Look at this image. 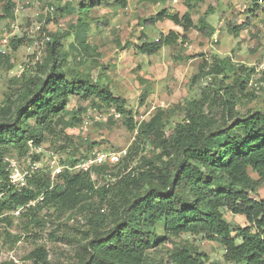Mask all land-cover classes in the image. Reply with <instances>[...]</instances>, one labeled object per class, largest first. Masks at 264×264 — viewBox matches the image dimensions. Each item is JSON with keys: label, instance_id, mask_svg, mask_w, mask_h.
I'll use <instances>...</instances> for the list:
<instances>
[{"label": "trees", "instance_id": "1", "mask_svg": "<svg viewBox=\"0 0 264 264\" xmlns=\"http://www.w3.org/2000/svg\"><path fill=\"white\" fill-rule=\"evenodd\" d=\"M170 1L139 0L163 6ZM258 1L254 0L253 12H264ZM184 2L191 10L203 0ZM44 5L54 8L53 12H48L49 16L56 12L49 2ZM112 6L126 8L127 2L70 0L65 3L62 10L68 14L79 12L83 18L78 20L74 30L47 40L49 63L41 66L36 75L23 78L22 93L12 95L0 106V216L20 209L32 213L47 208L65 214L88 207L94 213L88 221L90 228L82 245L83 253L77 255V264H152L147 261L149 251L184 234L200 235L207 242L219 243L224 250L223 259L209 262L206 253L184 245L167 251L170 264H264V197L259 196L264 188V111L236 112L241 98L260 96L249 87L253 68L242 65L235 71L231 62L219 59L208 73H203L202 65L192 82L197 83L209 75L216 78V82L205 88L200 98L186 102L183 119L170 136L164 130L169 117L163 109L149 121L138 124L108 86L90 75L64 69L69 58L64 51L65 40L74 37L79 59L92 58L96 48L88 44L91 26L86 19L92 11ZM16 8L15 0H0V22L13 19ZM190 10L182 15L171 14L166 7L140 23L148 28L169 21L185 33L197 28L201 35L211 38L214 29L205 17L199 19V26L195 25ZM49 16L46 24L51 23ZM107 25L97 23V27ZM249 25L250 19L238 26L228 23L227 30L239 37ZM184 38L183 33L171 30L156 41L143 39L136 49L140 54L152 56ZM26 43L25 37L11 39L13 50ZM9 61L8 56L0 53V64ZM230 73L234 76H229ZM232 78L230 84L225 83ZM74 95L98 98L104 107L114 108L125 116L128 131H137L123 162L144 153L141 145L152 144L154 155L143 156L140 167L124 175L114 188L95 186L92 172H100L105 165H95L85 173L71 171L95 151L71 160L70 166L55 179L43 172H32L26 177V186L15 187L10 182L9 161H6L10 147H16L22 157L29 144L39 147L45 142L43 127L52 125L53 120L69 127L63 112ZM95 197L109 204L108 215L94 207ZM228 212L244 216L246 224L228 222L225 217ZM105 216L113 220L111 227L105 226ZM158 230L163 234L158 235ZM27 258L32 264H49L44 247L35 249Z\"/></svg>", "mask_w": 264, "mask_h": 264}, {"label": "rangeland", "instance_id": "2", "mask_svg": "<svg viewBox=\"0 0 264 264\" xmlns=\"http://www.w3.org/2000/svg\"><path fill=\"white\" fill-rule=\"evenodd\" d=\"M15 1L19 12L15 13L13 19L0 22V49H5V56L10 59L9 63L0 64V106L12 95L22 93L23 78L36 75L41 66L49 63L47 40L53 35L74 30L72 28L83 18L79 12L68 14L62 10L70 0ZM45 2L55 7L53 15H48ZM126 2V8L112 6L94 10L90 18L86 19L91 26L87 35L88 44L96 48L92 58L79 59L80 56H76L74 37L65 40L64 51L69 58L64 69L90 75L108 86L121 99L124 109L133 114L138 124L149 121L159 109L167 111L169 119L166 118L164 128L167 136L183 119L186 102L200 98L203 90L216 82V78L210 75L197 83L192 82L193 77L202 70V65L203 73H208L216 60L221 59L231 62L236 71L242 65L250 67L259 63L264 56V12H253L254 0H203L194 4L191 10L185 6L184 0H171L164 6L144 4L139 0ZM258 3L264 7L263 0ZM166 7L171 14L178 12L182 15L190 10L195 25L205 17L215 34L206 38L197 28L185 33L169 21L148 28L141 25L142 19ZM48 16L50 24H46ZM247 19H250V25L239 37L228 32V23L238 26ZM103 22L108 25L97 27V23ZM171 30L183 33L185 38L174 45L165 46L152 56L137 51L136 45L141 44L143 39L156 41ZM14 37H25L27 43L13 50L11 39ZM4 39L10 43L5 48ZM229 76L233 77L234 74L230 73ZM232 81L233 78L227 79L225 83L230 84ZM103 105L98 98L71 96L63 112L70 126L64 127L56 119L53 120L52 125L43 127L46 140L41 146L29 144L26 155L22 157L16 147H10L7 155L9 161L21 172H43L50 179H55L70 166L71 160L80 159L90 151L128 153L135 142L137 131H128L125 116ZM257 109L264 111V93L258 98H241L236 106V112L240 114ZM86 121H89L87 126ZM141 146L145 149L144 153L133 160L125 163V155H122L120 164H106L100 172H92L96 188L117 187L124 175L140 167L143 156L151 158L154 155L152 144ZM77 165L71 171L85 173ZM259 193V196L264 197V188ZM111 198L109 195L108 200ZM93 202L96 209H103L102 214L108 215L111 209L108 203H101L98 197ZM31 205L34 206L35 202ZM93 213L86 207L65 214L45 208L32 213L20 209L1 215L0 264H32V260L27 257L39 247L47 251L49 264H77V255L83 253L82 245L88 235V221ZM225 217L228 222L243 226L246 224L244 216L228 212ZM112 225L113 220L105 216V226ZM161 234L162 231L158 230V235ZM184 245L206 253L209 262L223 259L224 250L219 243L207 242L200 235L184 234L172 237L168 243L149 251L147 261L152 264H170L167 251Z\"/></svg>", "mask_w": 264, "mask_h": 264}, {"label": "built area", "instance_id": "3", "mask_svg": "<svg viewBox=\"0 0 264 264\" xmlns=\"http://www.w3.org/2000/svg\"><path fill=\"white\" fill-rule=\"evenodd\" d=\"M47 12H53V7H46ZM16 12H19L18 7L16 8ZM9 45L8 39L3 40V47H7ZM0 53L3 55H6L5 49H0ZM253 68V73L251 75V78L249 80V87L253 88L257 91L258 94L262 95L264 93V56L262 57V60L250 66ZM85 125H89V121L85 122ZM127 151H121L119 153L116 152H96L93 153L89 158L82 160L77 166L79 168H82L85 172H88L92 169L93 166L97 165H114L119 163L120 158L122 155H126ZM6 161H9V159H6ZM9 172H10V182L12 185L18 188H22L26 186V177L31 176V172L28 170L25 172H21L19 169L15 167V165H12V163L9 161Z\"/></svg>", "mask_w": 264, "mask_h": 264}]
</instances>
